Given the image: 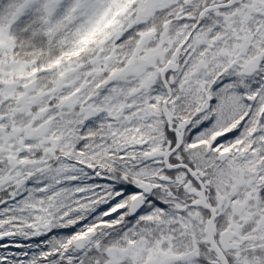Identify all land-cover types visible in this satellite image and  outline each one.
Instances as JSON below:
<instances>
[{
    "label": "snow or ice",
    "instance_id": "1",
    "mask_svg": "<svg viewBox=\"0 0 264 264\" xmlns=\"http://www.w3.org/2000/svg\"><path fill=\"white\" fill-rule=\"evenodd\" d=\"M0 264H264V0H0Z\"/></svg>",
    "mask_w": 264,
    "mask_h": 264
}]
</instances>
